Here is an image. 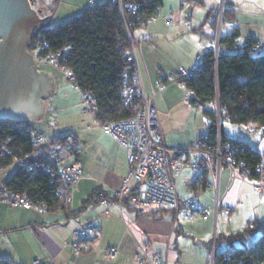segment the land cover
<instances>
[{
    "label": "crops",
    "instance_id": "1",
    "mask_svg": "<svg viewBox=\"0 0 264 264\" xmlns=\"http://www.w3.org/2000/svg\"><path fill=\"white\" fill-rule=\"evenodd\" d=\"M107 1L116 2L60 0L59 3L60 6L64 4L68 12L78 15L94 4ZM199 3L202 6L205 4L204 0ZM230 3L233 6L234 3ZM178 4L176 0L164 1L162 18L133 31L137 41L135 54L139 81L155 102L164 144L176 149L197 144L201 136L207 133L209 122L203 109L193 105L191 90L180 85L178 80L181 74L191 72L198 66L204 52L214 49V18L217 12L216 7L211 8L205 20L198 22L200 12L192 7L189 20L191 26L195 25L194 39L191 41L195 44L181 48L179 42L184 39L181 29L185 26ZM169 16L173 24L167 21ZM235 29L239 28L232 21L225 36ZM239 31L241 39H245L243 43L247 38L264 43V34H246L244 29ZM76 102L81 110L82 92L79 96L77 94ZM45 113L46 105L42 117ZM80 117V127L68 134L70 140H76L77 154L65 159V162L79 160L84 172L79 183L73 187L72 200L66 208L57 207L46 213L26 207H10L1 201L0 260L24 264L37 258L53 260L56 264H148L142 259L146 253L149 257L160 255L165 264H210L212 238L218 234L236 233L255 217L264 219V194L256 192L251 180H233L228 166L220 168L217 188L214 177L209 173L207 186L199 191L193 189L192 185L204 167L202 158L195 153L189 157L191 167L186 168L180 177L173 174L178 183L179 201L191 198L196 202L189 213L184 212L182 206L139 208L125 205L121 210L114 207L105 211L103 205L93 204L94 200L86 202L97 191L113 194L130 169L126 148L108 136L91 115ZM37 134L43 136L44 133ZM60 147L54 138L48 139L39 150L43 156L51 159L60 154ZM5 180L0 177V185ZM216 198L221 204L217 215ZM226 206L233 211L226 213ZM199 207H206L212 213L203 217ZM92 219L97 227L92 249L82 252L71 250L69 244L73 240V232L83 222ZM228 247L229 244L220 242L217 250L225 251ZM109 248H117L115 256L109 255ZM138 252L141 257L135 259Z\"/></svg>",
    "mask_w": 264,
    "mask_h": 264
},
{
    "label": "trees",
    "instance_id": "2",
    "mask_svg": "<svg viewBox=\"0 0 264 264\" xmlns=\"http://www.w3.org/2000/svg\"><path fill=\"white\" fill-rule=\"evenodd\" d=\"M164 1H107L94 4L57 25H51L47 17L33 33L28 49L39 59L50 63L51 54H60V66L73 73L78 90L82 94L90 92L93 95L98 123L131 119L143 104L139 94L135 93L129 102L124 95L127 85L137 83L135 72L138 67L129 61L128 56L132 49L131 39L137 45L133 31L151 24L147 21L162 9ZM179 1L183 8L184 0ZM188 1L193 5L201 2ZM223 7L222 18L228 15V18L235 19L236 9L230 1L225 0ZM218 16L219 12L214 18L215 29ZM239 37V29L221 36L218 51L209 49L204 52L198 66L189 76L181 74L179 81L191 90V102L203 109L209 122L207 133L200 139L213 151L220 137L221 154L232 153L235 167L255 182L260 178L258 167L262 166L264 170L263 154L250 141L230 137L223 129L225 120L244 127L252 124L264 129V49L258 47L260 42L254 38H247L241 44ZM34 129L32 122L0 119V171L13 166L11 175L1 185L6 186L9 192L27 196L34 204H47L50 210L66 208L69 204L65 203L66 193L71 189L69 184L58 180L52 182V176L45 167L38 166L32 172L27 166L12 160L13 156L21 159L32 153L36 147L35 136L40 135L35 134ZM258 132L264 137V130L258 129ZM54 138L59 145L67 146L71 155L77 154L76 140H70V135ZM203 166L192 185L196 191L203 190L208 184L209 171L205 163ZM58 189L63 195L57 194ZM97 194L98 191L86 202L91 203ZM258 234L255 243L248 247L247 240ZM220 242L230 247L219 252ZM215 244L214 264H264V219L255 217L236 233L218 234ZM9 263L0 260V264Z\"/></svg>",
    "mask_w": 264,
    "mask_h": 264
},
{
    "label": "built area",
    "instance_id": "3",
    "mask_svg": "<svg viewBox=\"0 0 264 264\" xmlns=\"http://www.w3.org/2000/svg\"><path fill=\"white\" fill-rule=\"evenodd\" d=\"M122 3V0H119ZM195 2V0H192ZM191 2L188 0L183 1V8L189 5ZM93 4V2H92ZM224 6V3H223ZM222 6L221 12L224 7ZM220 12V16L222 13ZM163 13L160 10L156 15L151 17L147 22L151 23L153 20L162 18ZM184 26L190 24V20L184 17ZM167 21L173 24V20L168 18ZM216 52L219 48V37L215 38ZM132 49L129 56V61H133L137 65V56L135 54L136 43L131 39ZM258 47L264 49V43H259ZM59 53L51 54L50 60L55 63L62 70L67 71L69 80L73 83L74 88L79 89L76 81H74L73 73L65 66H60ZM185 76H189L190 72L183 73ZM139 67L135 72V78L137 83L127 85L124 89V95L129 102L133 95L139 94L142 97L143 104L138 111V114L131 119H121V121H110L109 123H102L103 131L117 141L121 146L127 150L129 158V172L124 177L121 186L113 191V194H107L106 192H98L95 196L93 204L97 206H104V210L108 211L110 208L117 207L123 209L125 205H130L139 208L148 207H167V208H180L184 212L189 213L196 206L195 200L186 198L184 201L178 199V183L173 177L175 174L180 177L182 172L191 167L190 154L195 153L199 155L203 164L205 163L209 173L214 177V185L217 188L219 182V170L224 165L228 166L231 170V176L233 180L239 179L242 181L250 180L247 175L240 172L238 167L232 162V153L227 152L221 154V142L218 137V146L216 150L211 149L207 143L202 139L197 141V144L190 147H180L179 149L172 148L165 145L163 142V134L160 130V123H158V112L155 109V102L152 97L148 96L145 92L143 84L139 81ZM180 85H184L182 81H179ZM161 85V82H158ZM83 113L90 114L95 119V111L97 105L95 99L90 92L82 94ZM258 129L263 131V127H255L252 124L245 125V130L251 137L257 135ZM36 147L32 150V153L22 157L21 159L16 156L12 157V160L19 164L28 167L29 171L36 170L38 166L45 167L46 171L52 176V182L58 180L61 183H66L71 186V189L66 193L65 203L68 204L72 200L73 187L79 183V180L84 176V172L81 168L79 160L72 162H65L66 158L70 157L69 150L66 148L59 155L53 156L51 159L43 156L38 146L47 142L42 135H36ZM10 154L8 151H4ZM260 172V178L253 182L256 192L260 195L264 194V170L262 166L258 167ZM188 189V187L186 186ZM57 194L63 195L62 190L58 189ZM6 203L10 207H26L29 209H36L40 213H46L50 211V207L46 204H34L27 196L18 195L14 192H9L6 186L0 185V202ZM202 212V216L207 217L212 212L206 207L198 208ZM221 209L219 199L216 198L215 211L216 215ZM226 213L232 212V208L226 206L224 208ZM97 227L94 219L83 222L79 228L73 232L72 241L69 244V248L76 252H82L91 250L95 239ZM216 237L212 240L211 245V258L210 264H214L215 259V244ZM110 256H115L117 248L107 249ZM135 259H140L141 254L138 252L135 254ZM144 262L148 264H165L160 255L149 257L145 253V257L142 258ZM9 264H24L21 262L9 263ZM26 264H56L53 260H43L40 258L32 260Z\"/></svg>",
    "mask_w": 264,
    "mask_h": 264
},
{
    "label": "rangeland",
    "instance_id": "4",
    "mask_svg": "<svg viewBox=\"0 0 264 264\" xmlns=\"http://www.w3.org/2000/svg\"><path fill=\"white\" fill-rule=\"evenodd\" d=\"M58 1L59 0H30V3L32 4L37 14H39L43 18H49L51 25H57L63 21L72 19V17L74 16H77L75 13L68 12L64 4L60 6V3ZM176 1H178L179 3L178 8L182 12V18H184L185 16L190 19L189 16L192 12L191 10L193 8H196V10L200 12L199 18L197 17L199 19L198 22H200L201 20H205L204 18L207 14V11L211 10V8L213 7H216V13L219 12L218 25L215 29L216 38L219 37L220 39L221 36H225L227 28L230 26L232 21H234V24H237V27L239 29H244L246 31V34H264V0H230L232 1V3H234L233 6L236 9L234 17L235 19L228 18V15H226L227 17L225 19L220 16V12L225 0H204L205 4L203 6L200 5V3H195L194 5H186L184 8H182L179 0ZM195 22H197V20ZM194 26L195 25H186L185 27H182L181 31L182 35L184 34V39L179 42V46L181 48L188 44H195L191 42L192 39H194ZM238 39L239 43L241 44L245 40L241 39V36ZM214 43V49L216 50V41ZM34 56L38 70L42 71L43 73H47V75L51 77L55 84V87L53 88L51 94L46 97L43 102L44 105H46L47 113H45L44 117H42L41 120L32 122V125L34 126L33 128H35L34 132L35 134H37L38 132L44 133L43 136H45L47 140L54 139L56 135H68L72 133V131L80 127V115L90 116V114L83 113V103L81 110L77 107L78 103L76 102V96L77 94L79 96L81 92L80 90L74 88L73 83L69 80L67 71L62 70L53 63H50L49 60L42 58L39 59L37 57V54H35ZM223 129L230 137L235 138L239 136L244 140L250 141L255 148L259 149L264 157V137H260V132L257 133L255 138L250 137L249 133H247L241 125L235 123L233 124L228 120L224 121ZM258 140H260L261 143H259ZM60 148L62 149L60 150L61 153L64 150L66 151V149H64L66 148L65 146L61 145ZM51 151L53 152V150ZM58 151L56 150V152ZM225 166L226 165H224V167ZM12 167L13 166H10V168L2 170V172L0 173V177L7 179L11 175L10 173L12 171ZM258 237L259 235L256 237H250L246 242L247 246L250 247L252 244H254Z\"/></svg>",
    "mask_w": 264,
    "mask_h": 264
},
{
    "label": "water",
    "instance_id": "5",
    "mask_svg": "<svg viewBox=\"0 0 264 264\" xmlns=\"http://www.w3.org/2000/svg\"><path fill=\"white\" fill-rule=\"evenodd\" d=\"M44 18L30 0H0V119L31 122L45 111L54 82L28 49Z\"/></svg>",
    "mask_w": 264,
    "mask_h": 264
}]
</instances>
